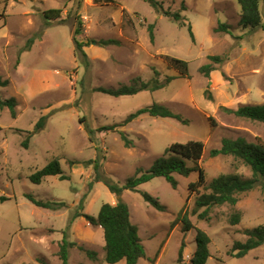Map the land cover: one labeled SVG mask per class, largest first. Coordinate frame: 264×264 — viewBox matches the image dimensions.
Segmentation results:
<instances>
[{
  "label": "rangeland",
  "instance_id": "1",
  "mask_svg": "<svg viewBox=\"0 0 264 264\" xmlns=\"http://www.w3.org/2000/svg\"><path fill=\"white\" fill-rule=\"evenodd\" d=\"M160 1L165 10L179 11L183 24L157 13L144 0H0V76L8 80L0 86V98L16 99V117L0 108V196L7 197L0 200V264H57L63 240L72 243L68 251L82 264H125L106 262L102 229L75 215L97 217L102 203L114 204L118 198L128 205L145 247L146 256L137 264H191L195 228L210 237L206 264H264V244L241 258L232 254L233 244L246 239L245 229L264 226V183L240 194L234 206L210 207L202 219L198 214L204 207L195 204L198 193L188 189L197 172L175 174L176 188L158 176L137 190L123 189L119 196L96 181L100 175L122 186L138 168H149L171 143L189 140L204 143L200 166L207 183L221 173L250 177V169L232 156H212L210 151L220 147L223 137L264 140L263 122L227 111L239 104L264 103V29L239 26L237 0ZM50 8H61L64 20L46 24L43 11ZM260 10L264 21V1ZM79 22L81 33L75 34ZM219 22L229 25L230 32L216 31ZM74 38L82 41L87 58L76 50ZM102 39L118 43L100 45ZM211 55L223 61L215 64ZM166 56L187 61L188 74L170 66ZM208 63L215 69L206 77L200 67ZM154 76L162 82L173 79L161 89L132 95L95 91ZM153 103L183 121L144 113L114 130H98ZM42 115L43 128L28 135ZM118 130L126 133L129 146ZM53 158L59 159L65 178L50 175L33 183L30 175ZM142 192L156 197L165 210H156ZM203 192L201 188L199 194ZM25 194L65 205L39 207ZM235 211L241 220L232 225ZM184 215L194 227L185 232ZM85 249L94 251L95 259Z\"/></svg>",
  "mask_w": 264,
  "mask_h": 264
},
{
  "label": "trees",
  "instance_id": "2",
  "mask_svg": "<svg viewBox=\"0 0 264 264\" xmlns=\"http://www.w3.org/2000/svg\"><path fill=\"white\" fill-rule=\"evenodd\" d=\"M94 2H109L112 0H93ZM148 2L157 13H163L170 17L174 21L181 22L183 24V16L179 11H170L163 8L162 1L160 0H144ZM264 0H237L240 6V19L239 26L242 29H264V21L262 11L260 10V2ZM183 6V5H182ZM61 8H50L43 11V18L46 24H50L54 20H64L61 18ZM188 33L192 40H194V34L191 25H187ZM216 31L222 30L229 33V25L225 23H218L215 29ZM75 34L81 33V23L79 22L74 30ZM148 34L151 42L154 40L153 24L148 25ZM34 38L28 39L26 43V50L33 43ZM75 48L83 57L87 58L86 52L83 50L82 41H78L74 38ZM100 45L117 44L116 39H102L98 41ZM210 60L219 64L223 61V57L219 55L209 56ZM168 64L180 71L185 76L188 74L187 61L175 57L166 56ZM215 69L213 64H205L200 67V71L204 73L206 77H209V72ZM154 74L158 72L153 69ZM173 77L168 76L162 82L157 76L152 77L149 81H143L140 78H134L130 84H121L118 87H103L99 86L95 88V91L109 94L113 96L120 95H132L141 90H158L163 88ZM8 84L7 79H2L0 76V86H6ZM210 98V97H209ZM6 107L12 117H16V99L9 97L0 98V108ZM229 113L234 114L237 117L244 118L253 122L264 123V103L261 104H239L235 109H227ZM148 114L153 117L163 118H175L183 121L182 116L172 112L164 105L153 103L129 113L124 120L120 123L112 124L99 128L98 130H114L117 126H123L134 118L141 114ZM45 115H42L32 131L28 132V135L37 133L44 126ZM1 130V127H0ZM92 132V131H90ZM118 133L126 146L131 144V141L127 139L126 133L123 130H118ZM91 138V137H90ZM92 139V138H91ZM26 145V143H23ZM204 151V143L201 140H189L186 142H173L165 148L162 156L157 157L147 169L138 168L134 176L126 179L122 186L113 182L108 177H102L96 175V181H102L109 191L116 196L122 193L123 189L137 190L138 187L148 182L154 177H164L166 181L176 188L178 181L175 178V174L182 176H188L191 172H197V180L188 184V189L192 192L198 193L195 200L197 207H204L203 211L198 214L199 218L205 219L208 216V210L213 206H221L228 204L234 206L239 201V195L246 193L259 183H264V140L258 139L255 141H249L243 136H237L235 138L223 137L219 148H214L210 151L212 156L217 155H230L236 161L241 162L247 166L251 171L250 177H245L242 174L229 172L221 173L218 176L212 178L208 183L206 181V175L203 168L200 166V159ZM97 159L94 160L95 166H97ZM50 175H57L59 178H65L62 173L60 161L58 158H53L47 162L44 166L37 169L30 175V180L33 183H41V181ZM203 188L204 192L199 194L200 189ZM25 196L36 206L50 209H59L65 205L64 202H55L49 200H40L35 198L32 194H25ZM142 196L146 202L152 205L156 210L164 211L165 205L149 194L148 192H142ZM7 197L0 196V200H6ZM76 216L85 218L91 225L100 226L103 231L104 239V260L108 263H116L121 260L125 261V264H137V262L146 256L145 247L138 234V226L130 219V211L128 205L120 198L116 200L114 204L104 202L100 206L97 217L91 216L85 212L76 213ZM230 223L232 225L238 224L241 220V213L235 211L230 216ZM181 221L183 223V232L194 228L190 220L186 215L182 216ZM195 242L196 248L191 259V264H206L210 253V237L209 235L199 229L195 228ZM244 234L247 236L244 241H236L232 246V254L235 258H241L245 256L250 250L260 247L264 244V226L259 225L251 229H245ZM68 243L63 240L59 249V258L61 264H68ZM82 250L83 247H80ZM183 244L179 250V259L182 255ZM85 252L95 259V252L85 249Z\"/></svg>",
  "mask_w": 264,
  "mask_h": 264
},
{
  "label": "crops",
  "instance_id": "3",
  "mask_svg": "<svg viewBox=\"0 0 264 264\" xmlns=\"http://www.w3.org/2000/svg\"><path fill=\"white\" fill-rule=\"evenodd\" d=\"M98 227H100V226H98ZM72 262H73V264H82V260H73V257L71 256V253H69L68 254V264H72ZM57 264H61V262L59 261V263H57Z\"/></svg>",
  "mask_w": 264,
  "mask_h": 264
}]
</instances>
